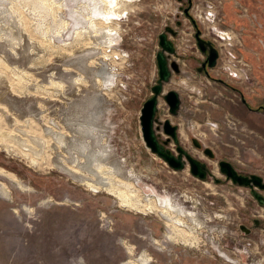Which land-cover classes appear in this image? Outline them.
Instances as JSON below:
<instances>
[{"label":"rangeland","instance_id":"rangeland-1","mask_svg":"<svg viewBox=\"0 0 264 264\" xmlns=\"http://www.w3.org/2000/svg\"><path fill=\"white\" fill-rule=\"evenodd\" d=\"M53 1L55 15H43L32 0H0V171L11 175L0 174V264H264V204L219 167L264 179V113L228 87L255 105L264 98V8L258 24L243 9L254 0ZM231 4L248 32L259 28L247 43L226 27ZM167 26L180 71L164 90L178 91L181 107L170 114L161 96L156 126L178 125L182 146L208 164L204 180L189 165L174 170L142 136ZM198 31L219 51L209 76ZM110 177L146 207L124 206Z\"/></svg>","mask_w":264,"mask_h":264},{"label":"water","instance_id":"water-1","mask_svg":"<svg viewBox=\"0 0 264 264\" xmlns=\"http://www.w3.org/2000/svg\"><path fill=\"white\" fill-rule=\"evenodd\" d=\"M169 34L175 36L177 31L167 26L165 31L159 35V45L161 50L157 52V64L159 68V78L154 86H152L153 95L143 104L140 115V124L142 136L146 146L161 159H163L170 167L174 170H184L188 165L191 173L204 180L209 175V168L206 162L195 158L188 150H186L180 142V134L178 125L173 124L170 119H165L161 123L163 126V132L168 137L167 139L161 140L158 135L160 127L156 124L159 123L157 114L159 111V101L162 96L169 106V112L172 115H178L181 107L180 94L176 90H164V85L169 83L173 72H179L180 68L176 62L170 61L171 54L176 53V47L174 42L170 39ZM201 31L196 33L198 44L202 51H206L202 47L203 39L200 37ZM209 66L214 68L217 65V59L219 57V51L216 47L209 42ZM173 140V143L177 145L176 151L168 147L169 143ZM197 146H200V142L194 140ZM204 154L210 158L214 157V152L209 147H204ZM221 172L226 176L227 180H231L234 184L239 186L250 187L252 194L259 201L260 204H264V179L256 174L244 175L241 174L231 162L222 160L219 163ZM220 179H216V182H220ZM259 189V191L257 190ZM249 232V231H248ZM250 233V232H249Z\"/></svg>","mask_w":264,"mask_h":264},{"label":"bare ground","instance_id":"bare-ground-1","mask_svg":"<svg viewBox=\"0 0 264 264\" xmlns=\"http://www.w3.org/2000/svg\"><path fill=\"white\" fill-rule=\"evenodd\" d=\"M32 3L34 4V6L35 7H37V9L39 8L40 9V13H42L43 15H45L46 13H49V11H50V13H53L54 15H55V10H56V8H55V3H54V1L53 0H32ZM103 3H108V0H103ZM37 5V6H36ZM106 5H108V4H106ZM59 6V5H58ZM57 6V7H58ZM105 6V5H104ZM103 6V7H104ZM105 8H107L106 6H105ZM109 8V7H108ZM35 9V8H34ZM38 9V10H39ZM107 10V9H106ZM111 10H112V8H111ZM211 15V14H210ZM57 16V15H56ZM208 19H210V18H208ZM214 19H212V21H213ZM93 25H95V24H93ZM97 25V24H96ZM109 30V29H108ZM112 30L110 29V32H111ZM217 32H218V30H217ZM221 33H224L225 34V32H221L220 31V33L218 32V36L221 38V39H224L225 40V35H222ZM103 166V165H102ZM103 168V167H102ZM102 170V169H101ZM100 170V171H101ZM104 170V169H103ZM109 170V169H108ZM109 171H112V170H109ZM105 172H107V171H105ZM105 172H103V173H105ZM102 173V172H101ZM109 173V172H108ZM107 173V174H108ZM0 174L1 175H3V176H6V177H8L7 175H9V174H7L6 175V172H4V171H0ZM110 174V173H109ZM112 174V173H111ZM9 176H11V175H9ZM13 177V176H12ZM11 177V178H12ZM108 177H109V175H108ZM9 178V177H8ZM14 178V177H13ZM110 187H109V191H111L112 193H114V195L121 201V203L124 205V206H128V207H130V208H133V209H137V210H142V207L143 206H145L142 202H141V200L135 195V193L133 192V191H123V189H120V185L118 186L117 185V183L118 182H116V181H114V179L112 178V177H110ZM118 181V180H117ZM95 184V183H94ZM121 185H122V183H121ZM89 186H91V187H93V188H98V190H99V186H97V185H89ZM122 186H124V185H122ZM127 186V185H126ZM147 205V204H146ZM148 206H149V208L150 209H154V205H153V203H152V201H149L148 202ZM146 207V206H145ZM192 230H193V228H191ZM175 233H176V238H179V239H181L182 241H184L185 243H189V244H191L190 242H192V240L193 239H195L194 238V235L193 234H189L187 231H185V230H177V229H175ZM196 241V240H195ZM193 244V243H192Z\"/></svg>","mask_w":264,"mask_h":264},{"label":"crops","instance_id":"crops-1","mask_svg":"<svg viewBox=\"0 0 264 264\" xmlns=\"http://www.w3.org/2000/svg\"><path fill=\"white\" fill-rule=\"evenodd\" d=\"M255 2L252 3V2H247L248 4H246L245 6L243 5V9H246L249 11V14L250 15H253L255 17V19L258 21L257 23L259 24L261 19H262V11H263V8H264V0H254ZM246 3V2H245ZM235 4H231L230 6H227L225 8L226 12H225V18H226V27H231V28H234L236 29L237 31H242V33L245 35L244 37V41H246V43L248 41H250V35H248L246 33V31L248 32V28L250 27V24H249V21L250 18H240V16L238 15V11H242V8H235ZM242 6V5H240ZM232 7V8H231ZM250 30H252L255 34L256 33H260L259 31V28L256 27L255 30L253 29H249V32L250 33ZM245 31V32H244ZM255 55V54H254ZM255 57V56H254Z\"/></svg>","mask_w":264,"mask_h":264},{"label":"flooded vegetation","instance_id":"flooded-vegetation-1","mask_svg":"<svg viewBox=\"0 0 264 264\" xmlns=\"http://www.w3.org/2000/svg\"><path fill=\"white\" fill-rule=\"evenodd\" d=\"M202 35V32L200 34V37ZM202 38V37H201ZM203 39V38H202ZM198 41V39H197ZM204 42H202V47H204L206 49V51H202L206 54V58L202 61L201 63V67H199V71H204L208 76L210 75V69L211 67L209 66V61H208V56H209V49H210V46H209V42H211L210 40H207V39H203ZM212 43V42H211ZM199 45V44H198ZM213 45V44H212ZM214 46V45H213ZM215 47V46H214ZM199 48L201 49L200 45H199ZM202 50V49H201ZM219 58V57H218ZM218 61V59H217ZM228 87H230V89H232V91H236L240 97H241V101H242V104L250 111V112H253V113H264V98H258V103L255 105L253 102L250 101V99L247 97V95L242 91V89H240V87H236L235 85H228ZM159 127L161 130H163V126L161 124H159ZM168 137L166 136L165 139H167ZM196 138H192V143L196 146V142L194 141ZM198 140V139H197ZM199 141V140H198ZM200 142V141H199ZM173 143V140H171V142L169 143L168 147L172 150H174V148H171L170 146L174 145L175 146V149L177 147L176 144H172ZM184 147V146H183ZM200 148V150L204 153V147H203V144L200 142V146L198 147ZM210 148V147H209ZM186 149V148H185ZM212 149V148H211ZM213 150V149H212ZM175 151V150H174ZM189 152V151H188ZM214 152V157H215V151L213 150ZM207 156V155H206ZM213 157V158H214ZM210 158V157H209ZM213 158H210V159H213ZM224 160V159H223ZM222 161V160H220ZM219 161V163H220ZM228 161V160H227ZM230 162V161H229ZM232 163V162H231ZM208 165V164H207ZM232 165L235 167V165L232 163ZM220 167V166H219ZM236 168V167H235ZM116 197V196H115ZM118 199V198H117ZM185 207V206H184ZM187 209V208H185ZM189 210V209H187ZM191 211V210H190ZM195 213V212H194ZM255 224H259L257 220H255ZM250 232V231H249ZM128 262L130 261H127L125 264H128Z\"/></svg>","mask_w":264,"mask_h":264},{"label":"built area","instance_id":"built-area-1","mask_svg":"<svg viewBox=\"0 0 264 264\" xmlns=\"http://www.w3.org/2000/svg\"><path fill=\"white\" fill-rule=\"evenodd\" d=\"M211 17H214L215 15L212 13L211 15H210ZM214 19V18H213ZM230 56L232 57V58H236L235 56L236 55H234V54H232V52L230 53ZM228 69H230V68H228ZM225 70H227L226 68H225ZM229 75L231 76V77H234V78H238L239 77V75H237V73L236 72H231V71H229Z\"/></svg>","mask_w":264,"mask_h":264}]
</instances>
